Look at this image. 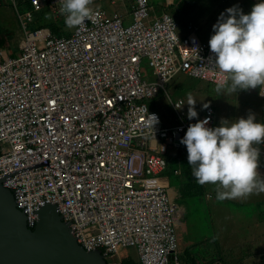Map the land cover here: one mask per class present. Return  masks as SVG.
Here are the masks:
<instances>
[{"label": "built area", "instance_id": "1", "mask_svg": "<svg viewBox=\"0 0 264 264\" xmlns=\"http://www.w3.org/2000/svg\"><path fill=\"white\" fill-rule=\"evenodd\" d=\"M11 1L23 39L16 56H0V176L48 161L3 181L28 226L46 201L108 264H124L121 249L136 250L139 264H182L183 210L158 175L168 146L186 149L180 140L197 120L171 103L180 123L157 129L161 117L146 101L180 72L215 85L221 74L208 43L193 24L181 37L172 15L152 17L149 0H126L127 15L93 10L69 37L29 29L43 8L64 19L60 0H31L32 10ZM144 60L156 80L142 78ZM213 113L200 119L208 127ZM147 114L157 117L153 134Z\"/></svg>", "mask_w": 264, "mask_h": 264}, {"label": "clouds", "instance_id": "2", "mask_svg": "<svg viewBox=\"0 0 264 264\" xmlns=\"http://www.w3.org/2000/svg\"><path fill=\"white\" fill-rule=\"evenodd\" d=\"M91 2L60 0L59 11L65 15V26H79L93 15ZM212 29L208 47L215 54L214 66L221 74L214 91L218 94L236 93L239 89L264 84V0H257L246 14L235 6L226 8ZM195 102L188 93L189 119L197 116L192 107ZM169 103L180 108L176 103ZM202 107L206 108L207 104ZM200 119L188 125L180 140L181 145L186 146L187 163L196 182L214 185L218 201L243 200L249 195L264 193V178L257 172L258 161L262 160L264 164V148L259 150L257 147L264 138V122L256 120L251 113L246 118L231 121L221 118L216 127L207 126V117ZM156 122L154 114H147L146 124L152 134ZM168 149L176 147L168 146ZM197 264L206 262L197 261Z\"/></svg>", "mask_w": 264, "mask_h": 264}, {"label": "rangeland", "instance_id": "3", "mask_svg": "<svg viewBox=\"0 0 264 264\" xmlns=\"http://www.w3.org/2000/svg\"><path fill=\"white\" fill-rule=\"evenodd\" d=\"M2 5L0 6V18L1 16L10 20L17 34H21L23 37L21 27L18 25L17 20L13 16V8L9 4L8 0H1ZM223 0H210L211 6L214 7L212 12L219 14L221 6H224ZM154 7L157 8L158 3L167 2V0H153ZM97 4V2H95ZM98 8V7H97ZM172 12H177L181 16H175L178 20L183 21V24H179L177 33L182 37L187 33L186 25L190 22L197 23L200 27L204 26L207 20L212 19L210 14L209 2L208 4H203L202 0H180L175 5L171 7ZM169 13V12H167ZM153 16L154 13L151 12ZM205 19V20H204ZM217 21V20H216ZM8 22V21H7ZM9 24V23H8ZM183 25V26H182ZM76 27V26H75ZM181 27L184 30V34L181 33ZM73 28V27H72ZM69 28V30H72ZM75 29V28H74ZM2 32L0 31V38H2ZM142 69V78L145 80H156L157 77L153 75V70L149 66L148 61L144 60L141 65ZM203 82V81H202ZM201 80L193 79L188 75L180 72L176 74L166 85L165 90H167L170 99H176L181 97L183 104L179 108V113L182 114L185 118L187 117V109L189 105L187 102V94L190 93L191 96L196 100L195 104L192 107L196 110L197 116L192 118L194 120L198 119L199 107L208 101L207 90L209 88L206 84L202 83ZM195 88L193 89V87ZM233 101V100H232ZM242 101L241 99L239 102ZM237 101H234L236 103ZM146 104L151 111H155L159 114L164 115L165 117H170L173 113L169 102L163 92H159L154 98L147 100ZM171 104V103H170ZM172 105V104H171ZM245 104H241L240 107H237L239 117H241V111L244 109ZM233 110V106H227ZM249 113L253 114L255 119L264 122V100H256L253 109H246L243 114L247 116ZM189 119V118H188ZM219 126V120L218 124ZM160 127V126H159ZM264 142V138H262ZM213 193L212 190H209ZM261 198H255L253 201L256 203L254 206L239 205L242 200L233 199L231 203L225 204L216 200V196H212L209 202H206V199H194L189 198L187 203L178 202L180 208L185 206L183 209L182 219L179 223L178 237L181 251V245L189 242H202L203 240L209 241L207 246H210L212 243H220L221 238H228L226 240L227 250L220 249V253L210 254L211 258L222 259L225 264H238L237 262L241 260V256H246L249 247L246 246L244 238L253 246L254 249L261 247L264 243V193H262ZM260 197V196H259ZM253 207V208H252ZM186 211V212H185ZM263 218L262 219H260ZM256 220L253 230H246V225L251 224L252 221ZM221 232V238H219V233ZM206 246H204L205 249ZM212 250L216 251V247H212ZM131 249H121V254L123 255L124 251L129 252ZM132 253V251H130ZM219 255V256H218ZM239 257V258H238ZM107 262L111 261L110 256L105 257ZM182 264H186L182 262ZM250 264H257V261H251Z\"/></svg>", "mask_w": 264, "mask_h": 264}, {"label": "crops", "instance_id": "4", "mask_svg": "<svg viewBox=\"0 0 264 264\" xmlns=\"http://www.w3.org/2000/svg\"><path fill=\"white\" fill-rule=\"evenodd\" d=\"M8 1H9V4L13 8V13H14L13 16L17 20L18 25H20L19 27H21V30H22V26H21V24H20V22L16 16V12H15V9L12 5V1L11 0H8ZM178 1H180V0H167V2L158 3L160 5H158L157 8H155L154 7L155 4H154L153 0H149L150 7L152 8V12L154 13L153 16L155 17V16H159L163 13L169 12L167 14H170L173 16L175 21L178 23V26H179V24L180 25L183 24V21H181L180 19L177 20L175 18V16H181V15H179L176 12L175 16H174V12H172V9H171V7L173 5H175V3H177ZM95 2H97V4H95ZM190 2H191V0H190ZM202 2H203V4H206V5L209 2L210 14L212 15V19L207 20L205 22L204 26H202V27H200L197 23L195 24V23L190 22L189 24L195 25L198 28L199 38L204 42H208L210 35H212L213 31H214L212 29V25L214 23H216V20H217L218 16L220 15L221 10H223V12H224V10L226 8L236 6L243 13L246 14L251 10V7L253 6V4H255L257 2V0H223L222 2L227 4V6L226 7L221 6L219 14H217L216 12H212L214 10V7L211 6L210 0H202ZM16 4H17V2H16ZM225 4H223V5H225ZM1 5H2V1L0 0V6ZM18 6H20V5H18ZM90 7L92 8V10L104 11L109 16L127 15L131 10V2H128L126 0H102V1L92 0ZM22 9H25V8L22 6ZM29 10H32V8ZM225 15H227V13ZM37 19H38V22H37ZM34 21H35V23H34ZM31 26H33V27L43 26L41 28L47 29L50 33L56 34L60 37H69L75 28V27H73L72 30H69V28H67L64 24L63 17L62 16L57 17L54 13H52V11H50L49 8H43L41 11L35 12L33 22L30 24V27ZM0 31L2 32V35H3V37L0 38V56L1 55L11 56V57L16 56L20 52V47H21V43H22V39H23L21 37V34H17V31H16L13 23L3 16H1V18H0ZM181 33L184 34V30L182 29V27H181ZM202 83L206 84L207 87L209 88V90H207L208 101H207V103H205V104H207L206 108L202 107V105L199 107V111H198L199 115H198V119H196V120H199L202 117V115L205 113L207 108H212L214 110V113H215V125H214V127L217 126L218 120L220 122L221 118H224V119H227L230 121L235 120L237 118H246L247 116H245V114H243L244 111L246 109H253V106H254L256 100L261 99L260 96H264V93H263L264 92V84L257 85L255 88L239 89L236 91V93L233 92V93H227V94H218L214 91L215 85L209 84L207 82H202ZM194 88H195V86L193 87V89ZM261 93H263V94H261ZM163 94L166 96L168 102L174 103L177 101H182V104H183V100L181 99V97H177L176 99L172 100V99H170V96L168 95L167 90L164 91ZM240 99L242 101L239 102ZM234 101H237V102L234 103ZM241 104H245V105H244V109L241 111V117H239L236 113H238L237 107H240ZM169 105H170L171 109L173 110L172 105L170 103H169ZM227 106H233V110H230L231 108H228ZM174 114H175L174 110H173V113L171 114L170 117H165L164 115L159 114V116L161 117V121L157 124L156 127L158 128L160 126L159 128H162V127H166V126L169 127V126L177 125V122L175 121L174 116H173ZM159 146H160V144L157 145V149H159ZM257 147L259 148V150H262L264 148V142L262 141ZM164 156L167 160L171 159L173 162H177L178 167L182 163H185V164L187 163L186 149H182V150L168 149L167 154H165ZM262 163H263L262 160L258 161L257 172L260 174V176L262 178H264V164H262ZM160 182L165 187L168 188V190L171 192L172 197L175 201L176 189H175V187H172L169 179L167 177L163 176V178L160 179ZM199 186L200 187L196 190H205L204 199H206V202H209L210 198L212 196H216V190H215L214 185L206 183L203 185L199 184ZM209 190H212L213 193H211ZM261 195H262V193L249 195L247 197V199H243L242 202L239 203V205H246V206L252 205V206H254L256 204H251V203H256L255 201H253V199L257 198V200H258V198L262 197ZM201 199H203V198H201ZM227 201H228L227 199L224 200L225 204H228ZM178 205H180V204H178ZM182 206L185 208L184 205H182ZM183 207H181L182 210L184 209ZM184 210H186V209H184ZM260 219L263 220V218H261V217H260ZM255 223H256V220L252 221L251 224H247L246 230H248V231L253 230ZM178 230H179V225L177 227V233H178ZM218 235H219V238H221V232ZM226 240H228V238H224V239L221 238L220 243L218 241V244L212 243L210 246H207L209 241H206V240H203L202 242H189L188 241L186 244H182L181 245V252H182L183 262H185L186 264H191L190 262H193V261H196V262L198 261V262L202 263V262H206V261H210V260H215L214 258L210 257V254H215L216 252H217V254H219L220 253L219 248H221L224 251L227 250L226 248L228 245L225 243ZM244 241H245L246 246L249 247L250 250L248 251V254L246 256H244V257L241 256L242 258L240 261H242L244 264H250L251 261H253V262L257 261V264H260L262 261L261 258H263L262 255L264 254V243L262 244L261 247L254 249L253 246L245 238H244ZM178 243H179V237H178ZM204 246H206L205 249H204ZM179 247H180V243H179ZM212 247H216L217 250L216 251L212 250L211 249ZM130 251H132V253ZM130 251L127 252V254H125V255L133 254L134 255V262L133 263L139 264L137 254H136V250L131 249ZM222 259L225 260L224 257L219 256L216 264H225L224 261H222Z\"/></svg>", "mask_w": 264, "mask_h": 264}, {"label": "water", "instance_id": "5", "mask_svg": "<svg viewBox=\"0 0 264 264\" xmlns=\"http://www.w3.org/2000/svg\"><path fill=\"white\" fill-rule=\"evenodd\" d=\"M44 162L0 176V264H107L100 250L87 251L64 222L55 204L44 201L36 210L34 228L17 207L13 193L3 186L10 175Z\"/></svg>", "mask_w": 264, "mask_h": 264}, {"label": "trees", "instance_id": "6", "mask_svg": "<svg viewBox=\"0 0 264 264\" xmlns=\"http://www.w3.org/2000/svg\"><path fill=\"white\" fill-rule=\"evenodd\" d=\"M15 1L17 2L18 5H20L19 7H21V8H22V6L26 10H29V9L32 8V6H31V0H15ZM99 1H102V0H99ZM224 6L226 7L227 4H225ZM222 12H223V10H221L220 13H222ZM37 22H38V19H37ZM34 23H35V21H34ZM41 27H43V26H37V27L31 26L30 27V25H29V29H31V30L43 29ZM53 35H56V34H53ZM56 36H58V35H56ZM58 37H60V36H58ZM260 98L262 100H264V96H260ZM173 116H174L175 121L178 124V122H180V119L178 118L177 114H174ZM214 125H215V114H214ZM177 164H178L177 162H173L171 159L170 160H167L166 169L164 171H162L158 175L159 179L163 178V176L164 177H167L169 179L170 184L172 185V187H175V189H176L175 203L178 204L179 201L180 202L187 203L189 198H194V199L204 198L205 197V190H196L200 186L196 182L195 178L191 175V170H190V167H189L188 163H186V164L185 163H182L179 166L180 168L178 167ZM228 201H229L228 203H231L232 202L231 200H228ZM221 202H224V201H221ZM125 250H127V249H125ZM123 253H124L123 254L124 264H134L133 263L134 262V255L133 254H131V255L130 254L129 255H125V254H127L126 251H124ZM261 260L262 261H261L260 264H264V257L261 258ZM217 261L218 260L206 261V264H216ZM190 263L191 264H197L196 261H193V262H190ZM237 263L238 264H244L242 261H238Z\"/></svg>", "mask_w": 264, "mask_h": 264}]
</instances>
